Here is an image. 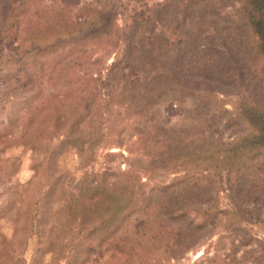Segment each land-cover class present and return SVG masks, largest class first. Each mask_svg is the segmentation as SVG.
I'll list each match as a JSON object with an SVG mask.
<instances>
[{"label": "rangeland", "instance_id": "obj_1", "mask_svg": "<svg viewBox=\"0 0 264 264\" xmlns=\"http://www.w3.org/2000/svg\"><path fill=\"white\" fill-rule=\"evenodd\" d=\"M113 2L121 6L117 25L129 28L134 13L147 17L153 6L169 5L161 24L167 36L164 61L168 71H176L178 81L194 94L182 97L181 103H176L175 115L169 116L165 110L167 98L144 106L145 95L141 94L135 105L126 87L113 88L118 85L114 81L107 107L112 122L107 123L109 130L102 131L105 148H98L95 160L88 164L81 162L75 152L55 163L57 171L69 169L73 174L65 180L66 189L84 173L105 171L110 181L137 185L139 194L147 195L153 206L171 192L173 179L180 176L168 170L164 161L170 159L173 148L161 141H150V133H156L155 124L168 130L183 129L186 141L208 137L229 144L249 132L238 114L240 101L254 100L264 106V62L241 12V0H0V47L6 63L0 71V264H65L59 259L61 247L70 237L64 228L71 227L74 232L80 225L73 221L69 226L55 213L62 202L56 198L59 190L42 197L47 166L40 165L44 155L38 152L45 148L40 129L49 113L35 110L30 93L35 87L47 94L52 92L46 97L60 106L66 94L68 100L72 99L73 93L65 90L74 89L70 84L76 83V78L89 72L96 76L100 70L105 76L113 51L109 50L111 45L101 41L92 47H77L72 50L73 56L75 50L79 51L75 63L68 61L61 68L59 60L62 54H70L69 46L55 44L40 49L38 45L65 36L67 30H72L71 21H89L95 10ZM142 21L145 20L139 18ZM153 26L160 27L150 22L140 25L136 37L143 48L149 44ZM143 51L136 63L140 79L135 90L150 94L155 82L146 75L150 57L144 59L148 52ZM27 72L31 81L26 84ZM28 102L33 103L32 112L36 114L33 122L27 121ZM50 141L54 143L55 138ZM260 174L250 184L240 178L244 183L237 191L228 189L225 172L194 174L199 188L192 189L193 179L189 180L191 192L185 191L183 199L190 207H210L216 215L213 224L200 229L205 237L200 245L186 254L166 258L163 247L149 243L143 258L127 256L122 248L113 260L103 253L91 264H264V243L256 240L264 239V173ZM233 176L230 173L232 179ZM207 189L213 200L207 197ZM236 208H240L239 213ZM202 212L196 215L198 221H202ZM135 217L136 213L124 217L121 227L132 229ZM209 257L213 260L209 261ZM83 260H72L70 264H89Z\"/></svg>", "mask_w": 264, "mask_h": 264}, {"label": "trees", "instance_id": "obj_2", "mask_svg": "<svg viewBox=\"0 0 264 264\" xmlns=\"http://www.w3.org/2000/svg\"><path fill=\"white\" fill-rule=\"evenodd\" d=\"M241 3V12L255 37L258 52L264 62V0H241ZM120 7L114 2L106 4L104 8L95 10L94 17L89 21L84 23L71 21L72 30H67L65 36L60 35L50 42L38 45L40 49L55 44L62 48L63 45L69 46L70 54H62L59 60L61 68H64L68 61L75 63L79 51L75 50L76 54L73 56L72 50L77 47L85 45L92 47L101 41L111 45L109 50L113 51V60L107 66L105 76L100 70L99 74L95 73L96 76L94 72H89L76 78V83L70 84V88L74 89L65 90L73 93L72 99L68 100L69 94H66L60 106L53 104L51 97H46L52 92L47 94L42 92L41 88L35 87V91L32 88L30 93L36 103L35 110H48L49 113V117L40 129V138L41 141H45V148L38 152L40 156L44 155L40 165L47 166L42 197L45 199L55 195L59 190L56 198L62 202H59L55 213L69 226L73 221L80 225L74 232L71 227L65 226V232L70 237L63 247L57 242L61 247L59 259L65 261V264H70L72 260L79 258H84V262L91 264L103 253L113 260L118 251L122 253V248L127 256L143 258V250L149 243L150 246L163 247V255L166 258L180 257L200 245L201 239L205 238L201 236L200 229L213 224L216 215L215 211L211 212L210 207L203 210L199 205L190 207L186 199H183L185 191L191 192L188 186L189 180L193 179L192 189L195 187L198 189L199 182L193 176L208 175L211 170H215L217 174L225 172L228 177L226 180L228 189L237 191L241 183H244L240 178H246L250 184L261 175L260 172L264 173V106L254 100L242 99L238 104V114L247 123L249 132L229 144H222L208 137L200 141H186L182 137L181 128L168 130L162 125L153 126L156 133H150V141H161L173 148V153L169 154L170 159L167 161L161 159V161L167 163L168 170L180 175L173 179L174 185L170 186L172 189L169 187L171 192L157 204L152 206L151 199L147 195L139 194L137 185L108 180L105 171L84 173L74 185L65 188V180L71 178L73 174L69 169L56 170L59 159L70 152H75L81 162L88 164L95 160L97 149H103L107 145V143L102 144L104 139L102 131L109 130L107 123L109 120L112 122V119H109L110 109L107 107L113 96L110 86L114 81L118 85L113 88L126 87L129 99L135 105L138 103L136 97L141 94L145 95L142 103L144 106H148L149 101L157 104L167 98L168 104L165 110L169 116L175 115L176 103L180 104L182 97L194 94L193 90L178 81L179 76L176 71L171 70V73L168 71L164 61L163 52L167 36L161 24L165 21L164 15L169 5L162 3L153 6L149 9L150 14L147 17L140 12L134 13L130 28L125 24L118 26L116 23L121 13ZM153 17L158 19L155 20ZM139 18L145 20L141 23L150 22L160 25L158 28L153 26L150 30L149 44L144 48L143 43L138 42L136 37L141 25ZM143 50L148 52L144 59L150 57V70L146 69V75L150 76V82H155L150 94L135 90V83L140 79L136 63L144 53ZM141 51L143 52L140 54ZM2 52L0 47V71L6 64ZM89 61L90 58L87 60L88 64ZM25 77L27 84L31 81L29 72L24 74ZM41 86L42 84L39 85ZM25 89H29L27 85ZM32 105L31 102L26 105L29 113L27 121L30 122L35 120L36 115L32 112ZM147 108L145 107V110ZM47 131L51 137H48ZM157 131L162 132L157 133ZM53 137L55 142L51 143L50 139H54ZM102 145L103 147H100ZM230 173L235 174L233 179ZM251 188H254L253 184ZM215 191L217 192L216 188ZM207 197L214 199L210 189H207ZM200 211H203L202 221H198L196 216ZM133 213H136L133 228H122L121 220ZM208 216L212 217L211 220ZM207 221H210L209 224ZM256 240L264 243V239ZM54 244L56 245L55 242ZM54 244L52 248L55 247ZM54 253L60 254V251L55 250ZM261 259L264 260V251ZM208 260L211 261L213 258L209 257Z\"/></svg>", "mask_w": 264, "mask_h": 264}]
</instances>
